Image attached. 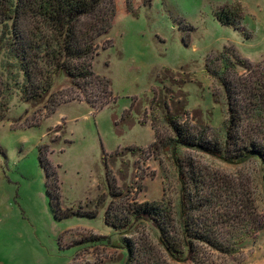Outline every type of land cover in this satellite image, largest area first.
<instances>
[{
	"label": "rangeland",
	"instance_id": "obj_1",
	"mask_svg": "<svg viewBox=\"0 0 264 264\" xmlns=\"http://www.w3.org/2000/svg\"><path fill=\"white\" fill-rule=\"evenodd\" d=\"M132 1L134 12L126 0L117 2L113 27L98 40L99 55L93 61L94 71L111 81L116 104L91 107L70 92L64 76L56 79L53 92L71 99L54 113L46 101L24 102L19 90L10 92L0 121V264H124L122 239L148 232L153 246H159L143 222L122 232L105 223L112 201L165 198L177 210L178 170L169 156L157 158L149 149L155 141L152 100L165 96L173 113L185 109L193 124L201 119L219 129L228 118L227 106L206 63L225 50L246 62L235 72L239 80L264 69V0ZM225 6L242 11L236 27L217 20L216 12ZM5 60L0 51V80L7 77ZM133 101L134 125L129 126L131 121L121 118ZM40 150L47 152L55 171L49 183L57 178L64 208L93 211L94 217H54ZM182 155L217 177L246 182L264 220L259 159L230 164L187 148ZM223 257L214 255L218 264H264V229L246 239L237 255Z\"/></svg>",
	"mask_w": 264,
	"mask_h": 264
},
{
	"label": "trees",
	"instance_id": "obj_2",
	"mask_svg": "<svg viewBox=\"0 0 264 264\" xmlns=\"http://www.w3.org/2000/svg\"><path fill=\"white\" fill-rule=\"evenodd\" d=\"M118 1L0 0V51L5 54L7 74L0 80V121L6 117L14 89L20 91L24 102L51 104L49 108L54 113L63 101L71 99L63 92H53L54 83L61 76L71 86L70 92L75 91L91 107L102 109L111 102L116 104L111 99V81L94 71L93 61L99 55L98 40L113 27ZM126 5L134 12L132 0H126ZM216 18L222 25L236 27L243 14L239 8L225 6L216 12ZM240 67H246V62L225 50L206 63L227 106L228 118L219 129L201 119L193 124V117L185 109L173 113L165 96L152 100L156 111L151 118L155 141L149 149L157 158L169 156L175 164L180 200L176 211L165 198L120 204L112 201L105 213L106 225L122 232L143 222L159 245L153 246L149 232L125 236L124 264H218L216 253L234 257L246 239L256 238L264 229L251 186L217 177L193 158L182 155L187 148L230 164L259 159L264 183V69L257 68L252 78L239 80L235 72ZM133 107L134 101L121 118L122 122L131 121L129 126L134 125ZM115 123L118 126L119 122ZM39 162L47 173L46 189L54 217H94L93 211L64 208L57 178L56 182L52 179V185L49 183V175L52 177L55 171L51 170L46 151L40 150Z\"/></svg>",
	"mask_w": 264,
	"mask_h": 264
}]
</instances>
